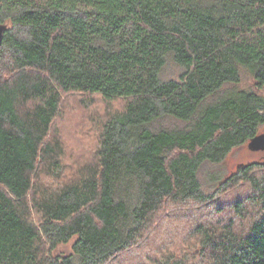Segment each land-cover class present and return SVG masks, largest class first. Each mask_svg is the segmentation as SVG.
<instances>
[{
    "label": "trees",
    "instance_id": "trees-1",
    "mask_svg": "<svg viewBox=\"0 0 264 264\" xmlns=\"http://www.w3.org/2000/svg\"><path fill=\"white\" fill-rule=\"evenodd\" d=\"M0 24V264H126L157 218L188 235L146 264H264V160L199 178L264 133V0H0ZM70 95L120 106L67 172Z\"/></svg>",
    "mask_w": 264,
    "mask_h": 264
},
{
    "label": "rangeland",
    "instance_id": "rangeland-1",
    "mask_svg": "<svg viewBox=\"0 0 264 264\" xmlns=\"http://www.w3.org/2000/svg\"><path fill=\"white\" fill-rule=\"evenodd\" d=\"M177 69L174 66L168 65L166 68V75L174 77L177 74ZM251 80L247 75H243L242 87L250 85ZM264 95V90L262 91ZM93 103V104H92ZM92 105L87 107L84 100L75 96H68L64 99L62 105V115L59 117L53 126L52 133L56 132L59 135L64 149L65 155L63 163L67 169V172L76 168V161L79 159H86L90 156L92 149L94 148V128L93 121H95L96 114H104L109 107L118 108L120 102H114L107 104L100 99H94ZM261 132H264V127H261ZM264 151L262 149L250 150L247 144H243L234 148L224 159V161L218 165L204 164L199 171V178L205 191H212L215 187V179H223L228 174L235 171V169L243 163L253 161H263ZM190 209V208H187ZM212 216V211H209ZM182 215V213L177 214ZM185 214H183L184 216ZM192 217L183 218L190 221L189 218H210L200 212L191 214ZM214 216V215H213ZM175 218L174 215L171 216ZM174 221V223H173ZM190 223V222H188ZM184 220L180 221V218L170 221V219H159L155 223V229L150 232L149 240L146 244L136 249L133 253L125 255L126 264H146L147 258L158 256L155 251L165 246V243H169L175 239V242L182 241V237L188 235L185 227ZM186 224V223H185ZM184 231V233H182ZM154 236L157 242L154 241ZM181 238V240H179ZM71 244L69 242L66 245H60L55 251L56 254L67 255L71 251ZM124 262V261H123ZM125 264V263H123Z\"/></svg>",
    "mask_w": 264,
    "mask_h": 264
},
{
    "label": "water",
    "instance_id": "water-1",
    "mask_svg": "<svg viewBox=\"0 0 264 264\" xmlns=\"http://www.w3.org/2000/svg\"><path fill=\"white\" fill-rule=\"evenodd\" d=\"M6 29V25L0 24V45L2 42L3 34ZM247 147L250 150L262 149L264 151V133L253 138L248 144Z\"/></svg>",
    "mask_w": 264,
    "mask_h": 264
}]
</instances>
